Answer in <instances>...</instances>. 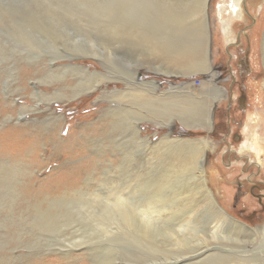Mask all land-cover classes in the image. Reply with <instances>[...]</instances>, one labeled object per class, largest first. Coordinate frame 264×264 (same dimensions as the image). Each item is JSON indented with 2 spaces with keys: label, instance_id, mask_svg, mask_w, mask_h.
Returning <instances> with one entry per match:
<instances>
[{
  "label": "rangeland",
  "instance_id": "rangeland-1",
  "mask_svg": "<svg viewBox=\"0 0 264 264\" xmlns=\"http://www.w3.org/2000/svg\"><path fill=\"white\" fill-rule=\"evenodd\" d=\"M199 1L0 0V152L5 146L18 149L5 157L9 161L2 164L0 179L30 177L38 185L76 171L80 178L93 174L96 181L125 180L139 173L154 180L142 188L145 193L148 188L160 191L168 180L166 170L164 184L158 176L163 158L151 151L149 156L145 144H133L132 133L120 122L150 108L157 113L180 111L182 102L164 94L173 85H182L194 97L205 95L212 74L198 66L207 59L216 85L224 90L210 100L213 127L189 128L177 120L172 136L206 138V178L214 198L235 220L252 228L264 226V0H210L202 12L194 6ZM206 34L207 56L203 40L200 57L174 59L186 45L196 46L199 38L189 36ZM52 58L102 72L111 80L90 95L54 101L49 110L47 95L70 94L79 82L76 71L58 69L53 77L40 80L50 72ZM134 69L140 81L155 80L158 87L153 91L151 86L150 92L145 86L142 95L147 100L113 98L115 89L135 87ZM36 85L47 95H32ZM118 102L121 108L113 109ZM53 115L62 116L58 125ZM44 119L51 123L44 124ZM112 120L120 124L112 126ZM141 124L143 136L153 141L170 129ZM6 221L12 224L14 216L5 208L0 211V234L9 228H3ZM207 226V220H200L197 230L190 225L186 235L180 233L183 240L165 238L160 251L128 235L117 241L116 232L99 239L101 243L92 239L94 244L73 246L81 241L70 237L79 228L74 225L45 232L32 242L0 237V264H100L109 254L119 264H263L260 235L242 239V232L236 233L239 239H223L219 236L226 231L221 229L213 238Z\"/></svg>",
  "mask_w": 264,
  "mask_h": 264
},
{
  "label": "bare ground",
  "instance_id": "bare-ground-1",
  "mask_svg": "<svg viewBox=\"0 0 264 264\" xmlns=\"http://www.w3.org/2000/svg\"><path fill=\"white\" fill-rule=\"evenodd\" d=\"M209 1L200 0L194 6L202 12L207 8ZM231 7L233 8L232 11L238 9L235 4ZM204 12V18L206 19L205 28L207 29L208 13ZM189 37L199 38L195 40L196 46L186 45V49L180 52L179 55H174V59H186L191 56L196 57V55V58H198L201 54H204V44L206 45L209 36L206 34L202 38L196 35ZM203 40L204 44H202ZM62 57V59H66L67 55H63ZM73 58H76V56H69V59ZM51 62L50 72L46 76L40 77V80L43 81L45 78L53 77L54 71L58 69L60 72L63 70L76 71L79 75V82L73 86V91L70 94L56 92L54 95H47L36 85L35 91H32V95L36 97L49 96V110L52 109L51 103L54 101L71 102L75 98L97 92L103 87L105 82L111 80L104 73L91 71L82 65L70 62L59 64L57 58H52ZM198 68L212 74V84L205 92V95L202 94L199 97H194L191 91L182 90V85H173L172 89L166 90L164 94L168 99L182 102V109L180 111H176L175 109L172 111L171 109L169 112L157 113L150 108L146 112H132L133 115L129 117L127 122H120L123 130H130L132 133L131 136L135 141L133 144H145L149 148L147 152L149 156L151 155V151L153 157L159 156L163 158L165 165L162 173L158 176L161 178L160 183L164 184V172L166 170L168 180L161 187L160 191H156L155 188H148L147 193H145L142 188L153 183L154 180L152 178L149 179L146 174L139 173H136L137 175L135 176L128 175V178L125 180L114 177L110 178L106 175L110 179L102 178V180L96 181L93 174L80 178V171H76L73 174L54 180L50 179L51 181L38 185H35V179L30 177L25 180L20 179L19 181L0 179V211L6 208L8 213L14 216L12 224L9 225L7 221L5 222L3 228H6V226H9V228H7L5 233L1 232L0 237H11L19 242L27 239V242H32V239L39 238L45 232H51V230L57 231L61 226L74 225V227L78 226L79 228L75 227V233L74 235H70V237L74 239L79 237L81 241H73V246L92 243V239H95V243H101V241H98L99 239L105 236L112 238V235L116 232L117 236H120L118 239L115 236L117 241L125 239L126 235H128L138 243H143L144 247H155L160 251V249L166 247L165 238L172 241L183 240L180 233L186 235L187 228L190 225H193L191 228L197 230L200 220H207L209 226H207L206 230L211 232L214 236L213 238H218L216 235L221 229L223 232L226 231V235L219 236L223 239H239L236 233L242 232L245 234L242 239L248 236H254L257 239V235H260L262 238L260 244L262 247L261 253L264 258V226L252 228L235 220L217 202L212 190L207 185L205 170L207 155L205 151L209 148V145H207L206 138L197 140L172 136L173 127L177 120L189 128L201 126L207 130H211L213 127L210 100L222 94L224 90L216 85L215 71L211 68V63L209 64L207 59ZM163 71L171 72L168 70ZM138 74L139 72L135 71V69L131 73L135 81V87H133L132 83L133 88L127 87L124 90L115 89L113 91L114 94L113 92L111 93V95H114L113 98L116 96V99H118L117 95L119 97L120 95L129 96L130 98L143 97L142 94L147 91V88L151 92V86L153 91L154 87H158L155 80L140 81ZM6 84V82L3 84L5 91L7 89L5 88ZM145 86L147 87L146 89H144ZM145 98L144 100L148 99V97ZM115 104H113V109H118L122 106L119 102ZM24 108L22 106V109ZM114 113L116 112L113 110L111 115H114ZM118 116L119 114L114 118H118ZM51 118L58 125L62 116L53 115ZM143 121L153 122L159 127H168L170 129L158 141H153L149 135L143 136L141 127ZM43 122L44 124L51 123V121L45 119ZM118 122L112 120L111 124L112 126H116L115 124H120ZM16 133L18 135L22 134L21 131H16ZM15 134L14 136L16 137ZM10 148H6L5 146V149H2L0 152V172L2 164L9 161L5 157H9L11 151L18 150L16 149L17 145L16 148L12 147L14 149ZM206 216L207 218L203 219ZM8 217L10 216L8 215ZM211 222L214 224L210 225ZM175 226L179 228L176 229ZM11 229L14 230L13 233ZM110 241L112 240H108V242ZM95 245L98 246V244ZM85 248L88 251L91 250L89 247ZM92 256V258L96 259V255L92 254ZM261 263L264 264V262ZM100 264H119V262L117 257L109 254Z\"/></svg>",
  "mask_w": 264,
  "mask_h": 264
},
{
  "label": "water",
  "instance_id": "water-1",
  "mask_svg": "<svg viewBox=\"0 0 264 264\" xmlns=\"http://www.w3.org/2000/svg\"><path fill=\"white\" fill-rule=\"evenodd\" d=\"M170 76H172V75H170ZM240 222V221H239ZM242 223V222H241Z\"/></svg>",
  "mask_w": 264,
  "mask_h": 264
}]
</instances>
